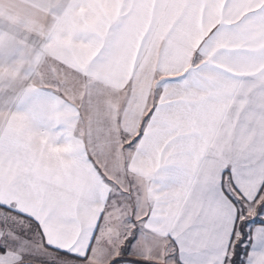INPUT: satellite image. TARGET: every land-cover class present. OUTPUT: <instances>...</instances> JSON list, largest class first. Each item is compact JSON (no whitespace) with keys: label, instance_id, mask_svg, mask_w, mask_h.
Wrapping results in <instances>:
<instances>
[{"label":"snow or ice","instance_id":"6c2138e0","mask_svg":"<svg viewBox=\"0 0 264 264\" xmlns=\"http://www.w3.org/2000/svg\"><path fill=\"white\" fill-rule=\"evenodd\" d=\"M0 264H264V0H0Z\"/></svg>","mask_w":264,"mask_h":264}]
</instances>
